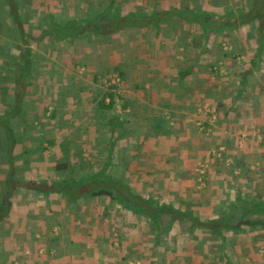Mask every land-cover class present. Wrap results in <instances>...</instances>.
I'll use <instances>...</instances> for the list:
<instances>
[{"label": "crops", "instance_id": "crops-1", "mask_svg": "<svg viewBox=\"0 0 264 264\" xmlns=\"http://www.w3.org/2000/svg\"><path fill=\"white\" fill-rule=\"evenodd\" d=\"M142 3L143 7L153 10L188 6L190 9L198 7L205 11L213 10L218 12L220 22L231 19L228 16L231 11H248L251 7L260 6L264 9V0H142ZM136 4L130 6V3L127 8L142 7L139 2ZM29 6L36 9L38 2L26 4L24 8ZM221 13L225 14L224 18ZM3 22L8 24L10 31L14 28L15 34H20L10 18H0V25ZM49 24L41 20L36 22L30 14L23 35L15 36L12 31L0 35V204L8 196L12 203L7 219L0 223V264H264V246L261 247L253 240L254 235L263 234V231L249 232L246 237L236 235L232 238L234 245L227 244L228 247H225L222 240H210L211 235H215L211 228H201L197 224L182 227L185 218L181 223L172 218L174 211L178 210L183 217L190 212L202 222L216 220L230 212L228 202H234L240 193L247 199H252L258 194L257 187L264 186V29L259 28L261 24L264 26V18H249L238 22L239 27L234 33L238 36L233 35L229 41L237 45L234 53L247 52L248 61L242 66L229 68L230 75L234 72L239 75L238 85L225 82L218 87L214 86L215 91L208 90L207 81L211 57H220L213 52L220 48L218 39L215 40L218 46L211 44L212 56L201 50L189 52L190 63L198 58L200 68L193 72L199 79L185 84L175 81L176 78L171 73L159 72V68L165 66V56L171 57L175 53V39L166 34L158 37L152 35L151 38L142 33H128V36L123 33L120 37L125 44L114 51L119 56L118 60L110 56L123 67L122 72L128 80L146 81L139 87L136 85L129 96L125 94L126 98L131 99V105L123 111L126 118L120 119L119 116L118 121L126 124L131 108L135 117L129 123L133 124L135 133H140L149 120L155 125L160 124L159 122L172 125L168 127L169 133L148 132L150 134L147 135L156 136L152 143H157L158 138L164 137L167 147L164 146L163 153L170 157L166 160L159 157L155 159L157 174L159 171L164 173L177 168L195 167L204 160L207 144L195 134L191 135L189 130L195 128L193 123L202 120L198 105L205 102L207 96L213 97V92L216 95L218 109L215 110L220 132L213 134L215 143L208 146L210 149L214 148L213 151H217L219 147L225 152L220 155L221 168L216 165L211 179L210 161H206L208 167L206 165L205 171L208 172L204 176V182L201 178L198 179L200 182H194L196 186H203L199 189L202 190L200 195L207 190L200 203L193 201V193L184 189L180 180L158 177L151 181L148 180L151 177L144 178L145 161L138 156L140 152L137 144L127 146L134 145V150L129 151L142 159L136 164L121 163L120 166L122 172L127 171L125 173L128 178L129 171H135L134 180L121 182L117 174L113 177L116 180L112 181L109 172L116 162H106L95 174L89 173L90 178L91 175L97 176L92 183L96 188L88 190L91 184L82 189L79 187L78 182L86 179L87 174L80 172V165L77 166L73 157L75 153L82 154L83 145L81 141L78 144L73 139L66 140L65 136L78 133L73 136L83 139L81 136H85L84 126L86 129L90 126V130L94 131L89 133L88 138H92L94 133L98 134L101 129L94 122L98 103L91 101L89 97L84 99L85 96L80 91L78 95L67 91L78 80V76L81 77L78 75L81 73L80 65L90 67L93 60L89 63L90 60L85 58V54H81L79 48L70 47L65 51L60 41L51 42L43 34ZM175 36L178 41L183 38L181 34ZM127 40L136 42L132 49L137 57L143 59V63L149 61L150 65L156 64L153 77L135 63L128 65L131 51L128 50ZM140 42L142 45L146 43L147 47L139 48ZM109 51L107 50L108 55ZM92 57L93 55L91 59ZM9 59H14L18 67L11 60L7 62ZM24 63H33V66H26ZM27 69L31 76L26 75L17 82V74ZM171 79L175 83H171ZM90 84L91 82L88 86ZM19 89L24 90V94L19 93ZM183 122L186 124L185 129L180 127L182 124H178ZM175 123L178 127H174ZM188 123L191 125L189 130ZM152 124L151 130L155 126ZM187 131L190 132V143L181 150L176 139L186 136ZM128 132L123 128L121 139L125 140L129 136ZM110 134L114 141L113 133ZM97 136L94 137L95 142ZM149 144L141 152H158L157 149L150 148ZM100 146L102 145H97ZM179 154H184L180 156L181 159ZM135 156L131 155V159ZM91 160L90 158L87 168L94 164ZM147 160L146 163L149 164ZM227 160H231V165L230 162L226 163ZM64 164L68 166L65 168ZM236 168L240 170L239 173L235 171ZM137 171L141 172L138 174ZM246 172H251L249 175L253 176L246 178ZM213 178L220 180L221 187L213 185ZM115 181L121 186L116 190L110 186L102 189L96 186ZM148 185L153 188H148ZM176 188L189 194L184 195L182 200L181 196L175 198ZM8 190H15V193L9 195ZM100 190H106L112 196L93 195ZM161 198L164 203H159ZM186 200L193 203L194 209L181 211V202L188 204ZM144 215L149 223L143 222ZM161 216L174 223L172 235L168 232L169 241L167 238L163 241L159 238ZM176 233L179 235L177 238ZM219 233L226 237L224 230ZM161 248L165 250L163 253Z\"/></svg>", "mask_w": 264, "mask_h": 264}, {"label": "trees", "instance_id": "trees-1", "mask_svg": "<svg viewBox=\"0 0 264 264\" xmlns=\"http://www.w3.org/2000/svg\"><path fill=\"white\" fill-rule=\"evenodd\" d=\"M24 1L25 0H0V16L3 17V19L6 17L10 18V20L13 21L14 26L17 27L21 35L24 34V26L26 25L27 20L30 19V14L25 15L24 13H22L24 8ZM61 1L65 3L66 6H68L67 4H70L69 2L73 3V1L75 0ZM118 3L125 4L126 6L128 3V7L133 6L132 4L129 6V4L131 3V1L129 0H94L91 3L92 5H89V7L88 5H86V8L80 12V9L77 8V12L75 14L72 13V17L69 21L66 22V24H61L59 22L55 23L54 20H51V23L48 25L47 28H45L43 34L44 36L49 38L51 42L60 41L65 47H63L64 49H68L70 47L79 48V50L84 52V54L86 53V51L91 50L93 53V65L91 69L93 71H96L97 67H99V71L97 70V73H93V76H91L94 79L101 78V76L103 77L107 72L111 70L117 71L121 75H123V67L118 65V63L109 62L107 56V50H117V46L115 48H108L109 43L110 47L114 46L113 44L116 41L115 37H120L124 32L128 30L132 31V29L137 28L143 30L148 29V36H150L151 38L152 35H156L158 37L159 35L166 34L167 36H170L175 39V46L173 49V52L175 53H173L171 57H169L170 55L168 57L167 55L165 56V66L160 68L158 67L159 72L171 73L173 74V77L176 78L175 81L182 82L194 75L193 70L196 71L200 68L198 64V58H194V62H188V58L190 56L189 52L191 51V48L194 51L201 50L203 53L206 54L211 53L213 51V49L211 48V44L215 43V40L218 39L220 43V50L218 49V51L215 52V55H218L220 57H211V71L213 70V67H215V70H217V68L219 67L217 66V64L220 59H224L225 65L229 69L232 67V65H234V61L237 60V57H234L235 55H232V53L223 54L221 43H223L225 40H228V37L230 38V36L235 33V31L237 30L236 28L239 27V21H247L249 18H264L263 6H260V8H253L250 6L251 8L248 11L244 12H242V10L240 9L237 10V12L235 13L230 12L229 18L231 19L227 21H224L223 19L220 22V16L218 15L217 11H205L204 9L198 7L190 9L188 6L172 10H153L150 12L142 7H133L128 8V11L126 12H122L120 7L118 6ZM73 5L81 7L82 2L77 1V4ZM224 17L225 15L222 16V18ZM168 20L169 23H166ZM243 27L244 26H241V28ZM259 28L264 29V26H262L261 24ZM175 30H179V34L184 35L182 41H178V39L176 38L177 36L175 35L178 34H175ZM14 31L15 30H13V34H15ZM188 36L191 37L190 40H188ZM98 43H101L103 47H98ZM181 46L184 48V53L178 52V49ZM84 47L85 49H83ZM1 51L2 49L0 48V52ZM180 54L185 55V60H176V58ZM226 58H230L231 61L226 60ZM21 59L24 60L25 57H21ZM10 60L14 63L15 67L17 68L18 65H16V62H14V59H9L7 60V62H9ZM128 61V65H131V63H135L138 67L141 68H150L152 66L150 65V63H148L149 61L147 62L144 60L145 63H143V59L137 57L136 53H134V50L131 51V55H129ZM229 62L230 64L228 65ZM24 64L26 65V63ZM110 64H112L116 69H114L113 66H111ZM26 66H33V63H27ZM170 69L171 72H169ZM27 71L28 69L22 70L21 73L17 74V82H20V79L23 80L26 75L31 76V74L29 75ZM165 74H163V76ZM173 82L174 80L171 79V83ZM78 83L80 91H83V93L81 94L89 92L90 86H88V83H86L85 81H79ZM18 92L24 94V90L22 89H19ZM97 96L100 97L99 106L101 109H103V111L114 110L116 105V98H122L121 95H118L111 89L103 94L102 92H99ZM94 99H96V97H94ZM107 100H109L108 103ZM128 107L129 106L127 103L122 106V109L127 110ZM160 125L161 126H159V129L156 130L158 133H169L168 124L166 122L161 123ZM217 160L219 161V159H216L214 157V160L210 159V162L213 161L217 166H220ZM63 166H65L66 168V166L68 165L64 164ZM218 168H221V166ZM249 174L252 173L246 172L245 177L249 178L253 176ZM8 191L9 195L15 193V190ZM256 191L258 194L255 198L252 199H247L242 193H240L234 202H228V209L230 212L226 215L220 216L216 220L213 219L209 222H202L199 219L195 218L193 213L190 214V212H187L186 215L183 217L182 213L178 210L174 211L172 218L174 219V221H177L179 223H181L184 218L189 219L201 228H211L215 235H211L210 240H222L225 244V247L227 246V244L234 245V241L232 240V237L228 240L227 236L225 237V235H223L222 233L220 234V230H224L226 233L231 232L229 234H232V236L239 235L243 237H246L249 232H253L256 230V233H258V231L261 230L263 231V234L258 233L254 235L253 240L255 243L263 247L264 186L262 185L261 189L257 187ZM93 195L112 196V193L106 190H100L98 192H95ZM11 205L12 203L10 196H8V198L5 197L4 201L0 204V223L7 219L9 211L11 210ZM233 219H235L237 222H233Z\"/></svg>", "mask_w": 264, "mask_h": 264}, {"label": "rangeland", "instance_id": "rangeland-1", "mask_svg": "<svg viewBox=\"0 0 264 264\" xmlns=\"http://www.w3.org/2000/svg\"><path fill=\"white\" fill-rule=\"evenodd\" d=\"M77 1L82 2V6L81 7H77V5H73V4H77ZM93 1L94 0H75V1H73V3L69 2L70 4H67L68 6H66L65 3H63L61 0H25L23 6H25L26 3L28 5H33L34 2H38V6H37L36 9L33 8V7H30V6H29V8H27V7L23 8L22 13H24L25 15L32 14V18L36 22L37 21L39 22V20H41V21L46 22L47 24H49L51 20H54L55 23L59 22L61 24H66V22L69 21L70 18L72 17V13L75 14L77 12V8L80 9L79 10V12H80L83 9L86 8V5H88V7H89V5H92L91 3ZM129 1H131V0H129ZM137 2H139L140 5H141L142 0H132L131 4L136 6ZM127 5H128V3H127ZM140 5H139V7H141L143 5V3H142L141 6ZM118 6L120 7L122 12L128 11V8H127V6L125 4L118 3ZM142 8H145L149 12L153 11V9H151V8H149L147 6L146 7L142 6ZM244 11L245 10L243 9L242 12H244ZM231 12H233V11H231ZM220 15L223 16L225 14L222 15V13H221ZM228 16H230V12L228 13ZM0 18L3 20V17L0 16ZM4 19H7V17L4 18ZM7 25L8 24L5 23V22H3V25H0V35L1 36H3L4 33L5 34L11 33L12 30L10 31V28ZM13 30H15V29L13 28ZM178 31L179 30H175L174 31L175 34H179ZM12 33H13V31H12ZM128 33L130 35L134 34V33H136V34H138V33L141 34L142 33L143 35L144 34L148 35V29L147 30L138 29V28L137 29H132V31L128 30V31L124 32V35L128 36L129 35ZM14 35L16 36V35H20V34H14ZM233 35H235V34L233 33L232 36H230V38H232ZM235 36H238V35H235ZM183 37H184V35H183ZM188 38H191V37L188 36ZM230 38L228 37V40L224 41L222 43V49H223L222 53L223 54L232 53V55H235L234 57H237V60L234 61V65H232V68H235L237 66H242V65H244V63H247V61H248L247 52H245V51L235 52V53H238V54H235L234 50H235V46H237V45H234L233 43H231L229 41ZM115 40L116 41L113 44L114 46L110 47V43H109L108 44V48H115L117 46V50L116 51H118L119 47L121 45L123 46L125 43L122 42V38L121 37H115ZM123 40H124V38H123ZM120 41H121V43H120ZM127 41H128L127 44H128L129 49H132V47L136 46L135 45L136 44L135 41H132V42L129 41V40H127ZM212 44L215 45V46L219 45L218 43H215V44L212 43ZM97 46L101 47V48L103 47V45L101 43H98ZM140 47L141 48H146L147 44L145 43V44L142 45V42H140L139 43V48ZM101 48H99V49H101ZM83 49H85V47ZM64 50L67 51L68 49H64ZM216 50H217V48H216ZM216 50L214 49L213 52L215 53ZM89 51H86V53H85L86 57L85 58L90 60L89 63H91V61H92L91 56L93 54H90L92 52L91 50H89ZM129 51H133V50H129ZM191 51H192V48H191ZM80 52H81L82 55L84 54V52H82V51H80ZM178 52H183L184 53V48L182 46L179 47ZM108 53H109V55L107 54V56H108V59H110L109 62L117 63V62H114V60H113V59H115V60L117 59L118 60L119 56H117V53L115 55L113 50H110ZM134 53H135V51H134ZM110 56L113 57V59ZM211 56H212V54H211ZM211 56H209V57H211ZM147 58L152 59L151 57H147ZM176 60H179V61L185 60V55H183V54L178 55ZM226 60H230L231 61L230 58L229 59L226 58ZM154 61L155 60L153 58V62ZM188 62L190 63L189 59H188ZM83 63L85 64L84 60H83ZM92 63H93V61H92ZM210 63H212V62H209L208 81H207L208 90L215 91V87L214 86L217 85V87H218L219 85H222L225 82L228 83V84L231 83L233 85H235V84L238 85V83L240 81L239 75L235 74V72H234L233 75L229 74V69L226 67L224 59H220L218 61L217 66H219V67L217 68V70H215V67H213V70L211 71L212 67L210 66ZM229 64H230V62L228 63V65ZM92 65L93 64L89 65L90 67H86L85 65H80L81 66V69H80L81 73H78V75H80L81 77L79 78V76H78V80L76 82H79V81H85L86 83L91 82L89 92H85V94H82V95L85 96L84 99H86L87 96H88L89 98H91V101H94V102L98 103V106L96 107V109H97V114L95 116V120L96 121H94V122H95L96 127L98 126V129L100 127L101 131H99V133H98L99 135L97 133H94V136L92 138H90V137L88 138L89 133H93L94 131L92 129L90 130V128H89L90 126L87 129L84 126L83 130L85 132H83V133H84L85 136H81V137H84L83 139H78L75 136H73L74 134H78V133H70L69 137L65 136L66 140L72 141V139H73L74 143L77 142L78 144L81 141L82 145H83L81 147V149H83L82 150V154L75 153V156L73 157V160L77 162V166L80 165L79 166V168L81 170L80 172L81 173L83 172V173L87 174L86 175V179H83V180L78 182L79 185H80L79 187L82 189V188H85L86 185L91 184V186L87 188L88 190H92V189L96 188L95 186L92 185V183H93L94 180H96L97 176L94 177V175H91V178H90L89 177V173L95 174V172L98 171L97 169H99L106 162H108V163L109 162L110 163L116 162V164L114 165V168L111 170V172H109V174L112 175V178H110L112 181L116 180L113 177H115L118 174V178L121 180V182H123L125 180L127 182H131L132 180L135 179V176H134L135 175V171H129L130 172V178L126 177L127 173H125V172H127V171L124 170L125 172H122V170L120 169V166L122 165L121 163H123L125 165L136 164L137 162H139L143 158L142 161L143 162L145 161L144 164H143V166H144V175H145L144 178H150L151 177L150 179H148V180H151V181H152V178H158V177L165 178V179L173 178V180L174 179L180 180V181L183 182V186L182 187L184 189H186L187 191L193 193V196H194L193 197V201H199V203H200L201 199H204V195H206L205 193H206L207 190L204 191V192H201L202 195H200L199 192L202 191V190L199 191V189L203 188V186L202 187L201 186H196L194 184V182H196V181L200 182L201 180H202V182H204L203 181L204 176L207 175V172H208V171H205L206 165L208 167V162H206V161H210V159L214 160V157L216 159H219V161H220V158H222L220 156L221 152H225L224 149L223 150L219 149V147H217V151H213L214 148L210 149L209 146H208V144H210V143H212V144L215 143V138H214L213 134L220 132V130H219L220 127L218 126V119L216 118V116H217L216 115V110L218 109V106H217V102H216V95H214V92L212 93L213 97L210 98V96H207L208 97L206 99L207 101L205 100V102L203 101L200 105H198V109H201V112H202V120L201 121H196L195 123L192 124V125L195 126V128L193 130H189L188 127L191 126L189 123H188V126H187L188 130L191 132V135L195 134V136H198V137L202 138L203 141H205V145L207 144L206 146H207L208 150L205 148L206 149V156H205L204 160H201L197 164L195 163L196 164L195 167L191 166V168H188V169H183V168L182 169H178L177 168V169H174V170H167L164 173H163V171H159V174H157L158 173V168H156L157 165H156L155 159H157L159 157L161 159L165 158V160H166V159H168L170 157H168L167 153H165L166 155L163 153L164 146H166L164 137L158 138L157 143H152L156 136L147 137V135L150 134V133L151 134L152 133H158L156 130H157V128L159 126H161L160 124L162 122H159L160 124L155 125L153 122H149L150 121L149 120L142 127L143 129H141L142 131L140 130L141 131L140 133H135V129H134L133 124L131 125L129 123V122L133 121V119L135 117V114H132V112H134V111L131 108H130V111H131L130 114L129 113L127 114L128 122H126V124H125V122H121V121L118 122V120H120L122 118H126V114L123 112L124 109H122V106L125 103H127V102H128V106L131 105V102H130L131 99L126 98L125 94L129 96L130 95L129 93L130 92L133 93V90L136 89L135 88L136 85H138V87H139L140 85H142V82L146 83V81H142L141 82L140 80H138V81L133 82L131 80H128V78L125 77L124 74L121 75L119 72L113 71V70L107 72L103 77L101 76V78L94 79L91 76H93L92 75L93 73H97V71H93L91 69ZM110 65L113 66L112 64H110ZM153 66H154V68L152 69ZM83 68H85V71L83 70ZM113 68L116 69L114 66H113ZM156 68H157L156 64L152 65L150 68L143 67V69L146 70L144 72H146L147 75H152V77L154 75V71L153 70H156ZM134 69L135 70H139V69H136L135 67H134ZM96 70H99V67H97ZM170 71H171V69H170ZM74 76H75V74H74ZM191 78H193V79L190 80ZM191 78L190 79L188 78L189 80L186 79V80L180 82V84L181 83L185 84L187 82L189 83V81L195 82V81H197V79H199L197 74L193 75ZM147 79H149V78H147ZM76 82H74V84H71V87H69V91H67V92H69L70 94L78 95V91H80V89L77 90V84H79V83H76ZM110 89L113 90L114 92H116L118 95H121L122 98H120V97L116 98V105H115V109L114 110H112V111H103V109H101L99 107L100 97L97 96V94H99V92H102V94L106 93ZM125 92H127V93H125ZM80 93H83V91H80ZM93 94L96 95V96H94ZM94 97H96V99H94ZM49 106H51V105L49 104ZM119 116L121 117L120 119H119ZM91 124L93 125V123H91ZM151 124L153 126L155 125L152 128V130H151V127H150ZM178 124L179 125L182 124V125H180V127H182V128H184L186 126V124L184 122L183 123H178ZM93 127H94V125H93ZM146 127H147V129H146ZM168 127H172L171 123H168ZM174 127H178L176 123H175ZM123 128H126L129 131L128 132L129 136L127 138L125 137V140L121 139V136L123 135V134H121ZM189 131H187L188 133H187L186 136L183 135L182 138L176 139V141L179 144V147L182 148L181 150H183L184 148H186L188 146L187 145L188 142L190 143V141H189L190 136L188 135L190 133ZM148 132H150V133H148ZM110 133H113L112 135L114 137V141L112 140V137H111ZM172 134H174V133H172ZM96 136L98 137V139L95 142L94 137L96 138ZM99 144H101L102 146L97 147V145H99ZM127 144H134V145L137 144V150L140 152V155H138V156L142 157V158L139 159L138 156H135V153L130 152V151L134 150V148H135L134 145L127 146ZM147 144H149L150 148L157 149L158 152L150 153V154H145V152H141L142 149H145L147 147ZM131 155H134L135 157H133L131 159ZM182 155H184V154H179V158ZM90 158L92 159L91 162H94V164H92V165L90 164L91 167L87 168V163L90 161ZM173 159H175V158H173ZM146 160H147V162H150V163L147 164ZM219 161H218V163H219ZM228 162H230V165H231V160L230 161H228V160L226 161V163H228ZM118 163H119V165H118ZM154 166H156V167H154ZM236 166H238V162H236ZM209 170H211V175L209 173V176H210V179H211V177L213 176V173L216 170V164L213 161L210 162ZM235 171H237V173H239L240 170L236 168ZM241 171H243V170H241ZM80 172H77V173H80ZM140 172L141 171H137L138 174ZM71 173H75V172L71 171ZM229 173H230V171H229ZM109 174H107V175H109ZM102 176L105 177L104 174H102ZM195 177H196V179H195ZM200 178H201V180L199 181L198 179H200ZM212 181H213L212 182L213 185L221 187L220 182H219L220 180H215L213 178ZM101 184H103V182H101ZM117 184L118 183L115 181V182H111V183H109L107 185H96V186H98L99 188L101 187V189L102 188H108L110 186L114 190H116L117 187H121L120 185H117ZM160 186H163V185H160ZM148 188H153V187L148 185ZM259 189H261V187ZM144 191H147V189H145ZM163 191L165 193H167L165 191V189ZM176 192H177V194L174 195V197L178 198V197L181 196V200H182V197H184V195L189 194L186 191H185L186 194H184V191L183 192H182V190L179 191L178 188H176L175 193ZM172 193H174V192H172ZM84 194H89V193H83V195ZM117 200L120 201V198H118ZM161 200H162V198L159 199V203H164ZM187 202H188V204H186L184 202H181L182 205L179 207V209L181 211L182 210H188V209H194L193 203L190 202V201H187ZM227 208H228V204H227ZM161 217H162L161 218L162 219L161 220L162 221V226H161L162 228L159 230V232L161 231L159 233V238H161L162 241H163V239L167 238L168 232L170 233V235H172L171 233L173 232V229H174V228H172L174 226V223H173V221L166 220V218L164 216H161ZM142 220H143V222L145 221V222L149 223V220H148V218L145 217V215L142 217ZM232 221L235 222V223L237 222L235 219H233ZM118 224H119V222H118ZM182 224H183V225H181L182 227L183 226H188V225H190V226L192 225V227H193V226L196 225L195 223H193L189 219H184ZM229 233H231V232H229ZM229 233H226V236L228 237V240H229V238L231 239V237L232 238L234 237V236H232V234H229ZM177 236H179V235L176 233L175 238H177ZM169 238H167L168 241H169ZM171 240H172V238L170 239V241ZM163 251H165V250H163L161 248V253H163Z\"/></svg>", "mask_w": 264, "mask_h": 264}]
</instances>
